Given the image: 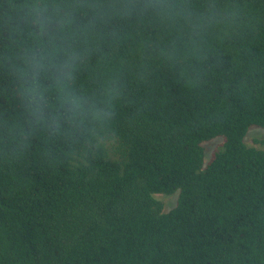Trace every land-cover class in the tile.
<instances>
[{
  "label": "trees",
  "instance_id": "obj_1",
  "mask_svg": "<svg viewBox=\"0 0 264 264\" xmlns=\"http://www.w3.org/2000/svg\"><path fill=\"white\" fill-rule=\"evenodd\" d=\"M32 2L0 0V264H264V0H47L72 87L119 93L82 124L20 96Z\"/></svg>",
  "mask_w": 264,
  "mask_h": 264
},
{
  "label": "clouds",
  "instance_id": "obj_2",
  "mask_svg": "<svg viewBox=\"0 0 264 264\" xmlns=\"http://www.w3.org/2000/svg\"><path fill=\"white\" fill-rule=\"evenodd\" d=\"M29 7L36 28V42L21 53V63L16 71L20 80V96L33 121L40 124L49 120L57 124L61 121L82 124L86 120L99 122L107 119L119 95L115 84L112 81L105 83L103 103L107 107L103 108L90 97L77 92L72 87L76 54L68 53L60 59L59 47L55 43L57 37L49 30L57 8L50 7L47 0H33ZM45 78L50 80V85L43 83ZM50 92L55 93V113L49 105Z\"/></svg>",
  "mask_w": 264,
  "mask_h": 264
},
{
  "label": "rangeland",
  "instance_id": "obj_3",
  "mask_svg": "<svg viewBox=\"0 0 264 264\" xmlns=\"http://www.w3.org/2000/svg\"><path fill=\"white\" fill-rule=\"evenodd\" d=\"M244 140L248 145L260 146L261 145L260 141L264 140V128L257 127V126L250 127L247 134L245 135ZM219 141H220L219 139H213V140H210L204 143L206 160L209 159L212 151L217 146ZM159 197L164 202L165 208L169 209L172 206H174L177 195L176 194H172V195L162 194V195H159Z\"/></svg>",
  "mask_w": 264,
  "mask_h": 264
}]
</instances>
